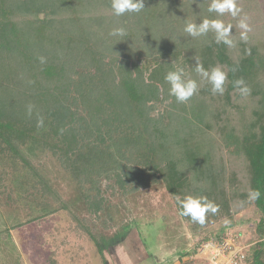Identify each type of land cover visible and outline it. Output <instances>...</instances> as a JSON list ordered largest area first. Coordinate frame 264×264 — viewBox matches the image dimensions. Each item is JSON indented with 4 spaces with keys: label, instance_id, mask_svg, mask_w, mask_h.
Instances as JSON below:
<instances>
[{
    "label": "trees",
    "instance_id": "1",
    "mask_svg": "<svg viewBox=\"0 0 264 264\" xmlns=\"http://www.w3.org/2000/svg\"><path fill=\"white\" fill-rule=\"evenodd\" d=\"M236 2L233 18L209 13L211 0H144L141 12L119 17L111 0H0V186L11 188L8 197L33 196L44 209L58 202L101 254L95 221L116 193L161 182L174 202L204 196L219 211L203 225L181 216L195 231L222 217L235 224L233 214L253 205L257 240L246 262L264 264V11L259 0ZM244 16L247 42L239 39ZM205 18L231 23L235 47L217 44L213 32L183 31ZM116 27L127 32L117 42L109 35ZM196 60L221 67L226 90L213 94L204 82L177 102L164 76L178 66L199 83ZM239 78L250 95L237 91ZM40 153L57 162L88 215L35 163ZM119 228L110 240L123 235Z\"/></svg>",
    "mask_w": 264,
    "mask_h": 264
},
{
    "label": "rangeland",
    "instance_id": "2",
    "mask_svg": "<svg viewBox=\"0 0 264 264\" xmlns=\"http://www.w3.org/2000/svg\"><path fill=\"white\" fill-rule=\"evenodd\" d=\"M259 1L264 11V0ZM34 161L49 177L57 178L60 190L77 212L88 215L75 206L78 191L57 162L48 153H40ZM9 189L0 186V264H223L220 262L230 256L212 260L213 248L200 254L201 245L211 238L219 242L228 237L226 229H233L237 246L247 258L250 245L257 240L258 213L253 205L233 214L235 224H227L228 218L222 217L195 231L158 182L126 196L116 193L110 197L107 214L95 221V232L104 235L101 254L58 202L49 199V208L44 209L42 199L32 196L25 201L16 193L10 198ZM119 224L118 235H123L110 240ZM221 226L224 228L219 231Z\"/></svg>",
    "mask_w": 264,
    "mask_h": 264
},
{
    "label": "clouds",
    "instance_id": "3",
    "mask_svg": "<svg viewBox=\"0 0 264 264\" xmlns=\"http://www.w3.org/2000/svg\"><path fill=\"white\" fill-rule=\"evenodd\" d=\"M144 8V0H111L112 12L117 17L123 16L125 13H139ZM207 10L209 13L215 12L218 16L228 13L233 18H236L241 12L236 0H211ZM238 27L241 29L239 34L240 41L247 42L249 39L248 33L251 31V28L246 16L239 19ZM232 28L233 25L231 23L225 24L219 18H205L200 23L191 21L186 23L183 31L193 38L205 36L209 32H213L217 44L223 43L228 47H235L236 42L232 39ZM109 35L117 38V42L123 40L122 38L126 37L127 32L124 27H116L111 30ZM40 60L42 63L44 62L43 57H40ZM194 70L200 77L199 83L197 80L188 77L185 69L182 67L177 66L174 70H170L165 74L164 80L169 85V95L175 97L177 102L187 103L193 95L198 93L201 84L204 82L211 85L213 94H224L227 73L221 67H213L211 70H207L199 60H196ZM233 83L242 97L250 95L251 89L245 84L243 78L236 79ZM32 108V105H28L27 107V114L29 116L32 115ZM37 124L38 126H42L43 119L39 118ZM260 196L261 192L259 189H253L248 194V198L251 201L258 200ZM175 202L180 216L189 217L194 223L200 225L205 224L208 214L214 215L219 211V206L204 196L190 194L183 198L177 196Z\"/></svg>",
    "mask_w": 264,
    "mask_h": 264
},
{
    "label": "built area",
    "instance_id": "4",
    "mask_svg": "<svg viewBox=\"0 0 264 264\" xmlns=\"http://www.w3.org/2000/svg\"><path fill=\"white\" fill-rule=\"evenodd\" d=\"M233 231V229H226L225 233L228 235V237L219 242H214L211 238V240L203 243L199 248L198 253L202 254L206 252V248L211 246L213 248L211 251L212 260L218 256L225 258L226 255H228L230 256V259L227 258V261L220 263L247 264L245 259L246 255L242 251V248L237 246L238 239L237 236L233 234ZM216 264H219V262H216Z\"/></svg>",
    "mask_w": 264,
    "mask_h": 264
},
{
    "label": "crops",
    "instance_id": "5",
    "mask_svg": "<svg viewBox=\"0 0 264 264\" xmlns=\"http://www.w3.org/2000/svg\"><path fill=\"white\" fill-rule=\"evenodd\" d=\"M177 263V261H174L172 264H176Z\"/></svg>",
    "mask_w": 264,
    "mask_h": 264
}]
</instances>
